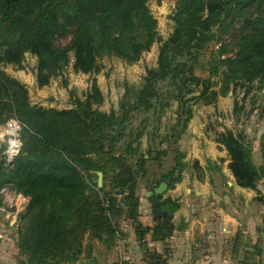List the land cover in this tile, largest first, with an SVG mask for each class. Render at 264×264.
<instances>
[{
	"label": "trees",
	"instance_id": "trees-1",
	"mask_svg": "<svg viewBox=\"0 0 264 264\" xmlns=\"http://www.w3.org/2000/svg\"><path fill=\"white\" fill-rule=\"evenodd\" d=\"M160 1V0H158ZM149 0H0V64H21L25 53L38 57V82L41 86L60 74L74 51L75 67L82 72L97 68L104 55L117 56L128 62L140 59L157 40L158 21L148 5ZM256 5L264 19V0H179L174 14L175 31L159 53L158 66L149 68L137 99L124 113L94 108L102 93L94 85L86 100L78 99L71 109L46 108L30 103L28 89L20 80L0 68V124L10 117L25 123L22 153L1 181L15 182L30 197L20 214L18 247L32 264H65L78 260L87 235L102 239L113 237L116 229L112 215L118 213V197H107L86 179L91 170L105 176L118 170V185L126 191L123 202L129 209L137 240L143 245L146 236L164 241L175 229L172 219L180 203L170 197L149 198L155 225L145 226L138 217L140 198L136 195V178L144 171L146 159L136 164L127 161L133 154L132 142L116 152L117 143L126 136V121L134 109H151L158 84L171 80L179 95L193 89L188 83L204 85L199 96L207 103L230 92L231 81L258 79L264 89V33L245 35L241 51L226 60L228 70L219 90L211 89L210 78L194 74L206 44L226 30L224 22ZM75 24L73 39L67 46H57L55 36L68 32ZM188 57L192 63H188ZM249 62V63H248ZM244 63H247L245 65ZM244 64V65H243ZM180 79V80H178ZM260 89V90H261ZM228 151L229 167L238 185L255 188L264 179V164L252 160V147L243 134L228 129L217 139ZM185 163L182 164V168ZM177 179H173L175 182ZM168 181L169 188L172 181ZM98 185V183H95ZM164 253L147 251L149 264H169Z\"/></svg>",
	"mask_w": 264,
	"mask_h": 264
},
{
	"label": "rangeland",
	"instance_id": "rangeland-1",
	"mask_svg": "<svg viewBox=\"0 0 264 264\" xmlns=\"http://www.w3.org/2000/svg\"><path fill=\"white\" fill-rule=\"evenodd\" d=\"M178 3L179 0H149L150 10L158 21L157 40L135 62L104 55L98 59L94 71L82 72L76 69L74 51H70L69 63L60 74L52 77L50 82L43 86L38 82V57L31 52L25 53L21 64L1 62L0 68L25 84L30 103L33 105L59 110L75 108L76 101L86 100L93 86L97 85L103 99L95 103L94 108L106 112L115 110L117 114H122L123 103H126L128 108L137 99L147 70L158 66L160 49L175 31L173 17ZM224 23L228 25L227 29L218 30L217 38L206 44L200 53L199 62L194 63V74L201 79L210 78L213 83L210 88L214 90L220 89L225 74L230 73L226 60L233 59L240 53L242 38L254 34L255 31L264 33V19L256 5L248 6L241 14L230 16ZM75 28L76 25L71 24L68 32L57 33L55 44H71ZM187 58L188 63H192L190 57ZM188 86L193 90L188 92L185 89L179 95L178 85L171 80L158 84L159 92L153 99V107L149 110H132L126 121L127 136L117 143L116 152H120L124 150L126 143L132 142L136 151L128 154L129 163L136 164L141 157L146 159L144 171L136 178V195L140 198V206L142 202L148 203L147 199L153 196L150 195L146 199L147 193L162 181L168 183L166 180L173 179L177 180L172 181L171 188L168 184V188L161 195L178 201L165 195L171 190L179 193L183 176L187 173L191 175V171H196L197 176L200 174L199 161L195 159L188 167L185 159V146L189 139L217 140L221 132L231 129L236 134H243L245 141L251 145L254 163L258 166L264 164V89L260 88L258 79L247 81L243 78L231 81L230 92L226 96L218 95L210 103L203 98H194L200 95L204 87L202 83H188ZM4 125L5 123L0 124V132H3ZM255 147H258L257 151ZM4 148L5 144H0V153ZM256 154H259V158ZM209 164L212 163L209 161ZM10 167L0 162V264H32L28 255L18 247L20 214L29 203L30 197L18 188L15 182L1 181L2 176L10 173ZM118 171L120 169L109 170L105 176L102 173L101 185L98 183L100 171L91 170V174H86V179L94 190L105 186L104 191H99L105 204L110 194L119 199L118 213L112 215L115 235L104 236L102 239L87 235L82 247L83 253L78 260L65 264H78L82 260L83 264H91V260L95 261L94 264H132L129 260L122 259V252L140 251L143 258L147 251L160 254L168 252L169 248L165 246L158 250L149 243L148 239L154 241L151 233L146 236V243L143 245L137 240V236L135 242L122 244L123 239L128 240L135 228L133 221L126 214L129 206L123 202V197L127 192L118 185ZM190 181L191 179L189 186L192 185ZM257 186L251 189L258 190ZM4 188L8 189V194L2 192ZM19 194L25 197V205H18ZM258 194L255 200L261 205L260 214H264V189ZM8 195H11L12 201ZM175 214L176 212L172 219L173 225ZM151 217L155 221L156 215L153 212Z\"/></svg>",
	"mask_w": 264,
	"mask_h": 264
},
{
	"label": "crops",
	"instance_id": "crops-1",
	"mask_svg": "<svg viewBox=\"0 0 264 264\" xmlns=\"http://www.w3.org/2000/svg\"><path fill=\"white\" fill-rule=\"evenodd\" d=\"M185 150L188 167L198 160L200 174L187 173L179 193L171 190L165 195L180 202L175 229L166 240L148 239L149 243L158 250L170 249L163 255L169 264H264V214L255 200L264 189V179L258 182L259 191L238 185L229 167L230 155L217 140L189 139ZM147 201L140 206V221L153 226L152 205ZM128 238L122 244L136 241L134 229ZM122 255L132 264H149L140 251Z\"/></svg>",
	"mask_w": 264,
	"mask_h": 264
},
{
	"label": "clouds",
	"instance_id": "clouds-1",
	"mask_svg": "<svg viewBox=\"0 0 264 264\" xmlns=\"http://www.w3.org/2000/svg\"><path fill=\"white\" fill-rule=\"evenodd\" d=\"M7 134L12 137L5 141L4 132H0V144H7L6 153L11 160L14 156L19 154L20 149L23 146V141L19 137V132L21 131V124L16 120H11L8 122Z\"/></svg>",
	"mask_w": 264,
	"mask_h": 264
},
{
	"label": "built area",
	"instance_id": "built-area-1",
	"mask_svg": "<svg viewBox=\"0 0 264 264\" xmlns=\"http://www.w3.org/2000/svg\"><path fill=\"white\" fill-rule=\"evenodd\" d=\"M11 120H16V121H18V122L21 124V131L19 132V137H20V139L23 141L22 133H23V129H24V127H25V123H24L23 121H21L20 119H18L17 117H10V118L6 121V123H5V125H4V129H3V132L5 133V136H4L5 141H7L8 139L12 138V137H10V136L7 134V131H9V129H8V122L11 121ZM23 147H24V141H23V146H22V148H21L20 151H19V154L16 155V156H14L11 160H9V157H8V155H7V153H6L7 144L5 143V148H4L3 151L0 153V162H1L2 164H4V166H7V167L13 165L14 162L16 161L17 157L22 153ZM2 192L8 194V189H7V188H4V189L2 190ZM10 196H11V195H8L9 200L12 201L13 199H12V197H10ZM25 202H26L25 197H24L22 194H19V203H18V205H23V204L25 205Z\"/></svg>",
	"mask_w": 264,
	"mask_h": 264
},
{
	"label": "water",
	"instance_id": "water-1",
	"mask_svg": "<svg viewBox=\"0 0 264 264\" xmlns=\"http://www.w3.org/2000/svg\"><path fill=\"white\" fill-rule=\"evenodd\" d=\"M99 185L102 184V172H99ZM168 188V183L165 181H162L159 186L155 187L153 190H151L149 193H147V196L150 195H161L165 192V190ZM95 261L91 260V264H94Z\"/></svg>",
	"mask_w": 264,
	"mask_h": 264
}]
</instances>
